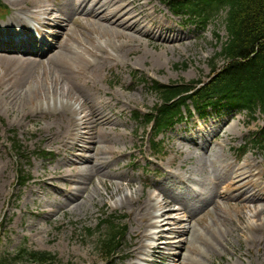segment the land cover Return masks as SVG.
<instances>
[{"label": "rangeland", "instance_id": "1", "mask_svg": "<svg viewBox=\"0 0 264 264\" xmlns=\"http://www.w3.org/2000/svg\"><path fill=\"white\" fill-rule=\"evenodd\" d=\"M0 1L3 5H10L7 0ZM216 31L218 32L219 36L223 37L224 40V32H221V29ZM184 32L188 33L192 37L194 36L192 29L185 30ZM205 39H201V42L198 43V40L195 41V39L190 38L187 40L188 45H182L179 49H170L169 51H161L158 49L156 51H151L149 52L150 56L148 55L145 60L139 59L140 57H145V55L140 54L142 51H132L131 54L136 56L135 59L137 58V60L141 63V67L144 69V71L150 74L151 79L155 80L156 82L169 84L175 81H193L201 77L204 78L208 75L209 70L207 66V60L212 57L219 48L217 46V49H214L216 44L214 39L206 38V36ZM198 44L201 45V48H195V45ZM122 59H126V57H122ZM151 66L153 67L152 70L150 68ZM61 86L62 85L60 84L58 87L60 88ZM57 91L62 94V97L65 96V100L69 98L71 99L72 93L67 91L66 88L57 89ZM61 100L63 101L64 98ZM140 100H142L143 103L139 102L135 104V106L139 109H144V104L147 107L155 104L156 97L153 94H147L141 96ZM78 104L79 100H76V105L78 106ZM2 105L3 100L0 98V107ZM0 115H2L1 112ZM232 116L233 114L225 115L226 118H231ZM132 125L134 124L132 123ZM185 127H189V125H186ZM179 130H181V128H176L172 134L160 136L156 139L163 141V146L167 151V155L162 160V162L164 165H167L168 163L175 165L180 156L184 155L185 159L189 161L188 169L193 168L194 179H196L197 183H199L196 188L201 189V192L206 194L205 196L210 197V194L213 192L212 183L223 181L224 179L223 175L220 173L222 166L217 162L220 159V153L219 156L211 152L206 155H202L201 153L202 156L199 155L198 157H193V155H191L192 152L188 151L190 148L186 146L183 147V144L180 143L179 145L182 148L180 149V152L177 153L173 136ZM233 132V136H236L237 131L235 132V130H233ZM27 133L28 131H20V128L17 129V127H10L6 131L0 128V141L3 142L0 144L2 148V150H0V154L2 159L6 157L9 161L10 165L8 167V173L9 179H11L5 189L7 194L1 199L2 206L0 207V216H3V220L9 222V226L4 232H2L0 252L4 254H13L22 244L26 242L27 245L33 250L45 251L53 254L58 260L61 261L62 264H66L67 262H72V264H101V262L95 260L92 252V246L96 245L99 235L96 234L91 238L85 237V234L87 232L96 233L99 230L97 228V216L99 211L105 208L102 207L105 206V204L110 205V203H113L119 197V195L114 198H110L105 193V191L100 190L103 202L100 201L98 203V201H96V204L93 206L90 203H87L84 209L77 210L74 213H59V216L57 217L58 220L51 223H49V221L47 222V217H42L39 222L40 226L34 230V233L30 232L28 228L24 226L25 217L27 215L25 214L24 218L23 216L19 217V210H16L12 207L10 209L8 207V199L10 202L13 199L11 195L13 192L15 178L14 170L16 165L9 143L13 141L14 137H16L23 146L28 148V151L39 148L38 144H28V142L31 140L27 136ZM247 134L248 132H242V137L239 138L233 145H238L240 143L242 144V141L247 136ZM178 136L184 137V135L181 133H179ZM141 142H143V140H141V137L138 136L136 140L137 146L145 144V147L142 150L145 157H149L150 152L146 147L147 144H141ZM215 149L220 151L219 147H215ZM134 154L136 155V160L134 161L139 162V168L145 167V165L148 166V170L155 168V166L148 164V162L151 161L142 159V156L137 154V152H134ZM224 155L229 161H233L232 156L235 157L236 154L234 151H225ZM189 156L191 157L189 158ZM125 160L126 162L129 160L127 155L125 156ZM239 161H241V159ZM119 164L123 163L121 162ZM27 172L33 178L32 161L31 167L27 168ZM127 172L130 175H133L131 169H128ZM137 174H141L140 169L135 171L134 176H137ZM162 179L163 177L160 174H154L151 181H160ZM96 181L97 177L93 178L91 185L88 184L89 181H85L86 185H88V189L93 187ZM135 185H138V182L135 183ZM111 189L113 190V187ZM125 191L127 190L125 189ZM5 210H7V212ZM208 212L209 214L204 217V221L211 226V228L216 233V236H218L222 243L221 251L219 253H223L225 260L232 259V261L235 262V258L230 254V252L235 254L241 253V251H245L246 244L241 236H236L233 233L232 227L233 225L238 224V221H240L245 228V224L248 222V216L243 214L242 211L237 212L235 207L230 208V203L226 201L223 202L216 210H213V204L210 203L208 205ZM220 212L223 216L217 222L214 215ZM40 229L43 230L40 231ZM209 238H211V236ZM127 241H130L129 236L127 237ZM193 242L195 245H198L196 238L193 239ZM250 251H252L250 252V255L253 256L252 259L254 263H258L259 258H261L260 260L264 259L263 252L259 248L254 250L250 249ZM214 256L210 257L205 264H209ZM236 257L239 258L237 264H240V259L242 256L236 255ZM216 258H218V256H216Z\"/></svg>", "mask_w": 264, "mask_h": 264}, {"label": "bare ground", "instance_id": "2", "mask_svg": "<svg viewBox=\"0 0 264 264\" xmlns=\"http://www.w3.org/2000/svg\"><path fill=\"white\" fill-rule=\"evenodd\" d=\"M14 4H22L23 0H11ZM135 0H65V2L60 6L58 10H56L53 6H46L43 3L39 2V7L41 11H43L49 19H51L54 15L57 16L58 19L64 21V19H67V15L71 16L72 11H76L77 9H80L82 7H87L90 10V14L94 15V18H91L93 22H96L97 18H101L106 23L112 22V16H119L123 25H117L115 23H111V30L109 28L104 27L103 31L106 32L105 35H111L112 38L118 39L122 37L124 39L125 44H128L130 42L134 41V44L142 43L140 40L142 38H151L150 34L156 33L163 35L165 37L162 39V45L165 43H174L175 41L172 40V38L176 37V31L173 26H166L164 24L156 23L154 19L152 18V15L145 11V14H143L145 7L148 5H141V11L135 12L134 9H131L130 6ZM71 6V9L69 8ZM77 15V14H75ZM75 17V16H74ZM20 16H15L9 20V23H15L19 21ZM63 23V22H62ZM127 32V33H126ZM166 38L168 40H166ZM152 40H155V37L152 38ZM176 42H180L177 40ZM0 61L3 62V65H0V71L4 68V66H7L10 64L11 67L16 66H24L26 64L25 59L22 58H13V59H5L0 58ZM34 63V62H33ZM12 70V68L10 69ZM11 91H15L14 88L10 89ZM26 93H28L26 91ZM0 98L4 101V108L3 110L7 112V109L10 106L9 101L7 100V96L5 94L0 93ZM88 101L87 96H83V102L81 106H84L85 103ZM72 114H79L82 109L74 110L71 108V106L67 105ZM38 107V106H37ZM108 108V105H107ZM106 108V109H107ZM103 108H98L96 110H93L90 112L89 116H96L100 119H105L107 117V110ZM85 119L88 121L87 116ZM109 122H113L110 119H107ZM111 127V126H110ZM232 130L227 128V124L222 126L219 129V134H223L225 138H228L231 134ZM110 134H106L104 138V142H102L103 146L101 149V153L99 155L98 161L94 164L92 167L90 174H94L96 176H103L105 177V173L108 169L111 168L110 164L108 163V158H116L115 155H120L119 146L117 143H115L112 139V137L108 138ZM198 140H201L202 137L198 136L196 137ZM208 141L201 140L202 144H206ZM124 139L122 142V145H124ZM194 146L198 147L197 144ZM83 147H79L78 152L83 153ZM81 163H85L88 161L87 158L81 157ZM69 165V163H67ZM3 168L0 167V171ZM83 169V166L81 167L80 171L73 173V175L68 174V172H63L58 175H54L55 180H51L48 178H45L43 180V190L45 191H54L59 190L60 192H66V195L64 197L65 200H61L64 202V204L72 205L74 204L71 211L81 209L83 208L84 204L91 203L95 204L96 202V196L99 197V191L96 190L93 192V194H87L86 189H81L82 184L77 183L74 178L78 174L81 173ZM233 179L232 182H229L227 192L224 194L225 196H228V198L234 199L238 202L237 209H244L245 204L244 201L241 200L240 197L234 195V192H240L246 185L251 184V173L248 170H245L244 168H236L231 169ZM3 174V173H2ZM40 177V176H39ZM118 180H120V175H116ZM68 186V188H64L65 186ZM104 187V184H101ZM224 185V184H223ZM75 186V187H74ZM121 189V184L116 183L115 184V190L119 191ZM167 189L162 187V193L166 195V198L164 200H160L155 195H150V197H146L145 200H142L141 195H138L135 193L136 197L134 195H122L120 204L121 206L132 205V203L136 206L134 208L135 215L133 216V220L136 222H140L144 224L145 228L152 229L151 231L146 232L144 235L145 238V244L142 246V251H147L151 249V242L155 241L157 238L160 240L166 241V244H168L169 247H173L175 244L183 243L187 245V249L185 252L190 251L191 256L188 257L187 254H183L181 256V260L177 262V264H190V258L194 257L192 250L190 249V239L185 238L181 239L183 237H187L192 233V228L188 226V223H186L190 218L189 212H187L183 207V202L174 200L171 196H169ZM4 194V187L3 184L0 182V195L3 197ZM241 196V194H240ZM215 198L217 196L215 195ZM171 200L177 205H179V208L177 209H171L168 211V213L162 211L164 206L169 207L170 204L168 201ZM247 204H254V200L246 201ZM49 208V207H48ZM248 211V222L245 224L246 230L249 232H256L258 230L264 231V219H259V210L257 208H246ZM263 209L261 208V211ZM175 216H174V215ZM172 215V216H169ZM144 219V220H143ZM162 219V220H161ZM175 223L179 226V231L176 236L173 238L175 241H170V239L165 235L166 233L172 234V232L168 229L171 224ZM185 222V224L183 223ZM246 230L243 226V224L238 221V224L233 225L232 231L235 235L241 236L244 238V240L248 243H257L258 240L255 238V236L247 235ZM264 240L263 238H260V241ZM204 242V241H203ZM203 256L204 253L201 251V264H203ZM140 261H137V263L134 264H141ZM175 263V262H174ZM172 264V262H170Z\"/></svg>", "mask_w": 264, "mask_h": 264}, {"label": "trees", "instance_id": "3", "mask_svg": "<svg viewBox=\"0 0 264 264\" xmlns=\"http://www.w3.org/2000/svg\"><path fill=\"white\" fill-rule=\"evenodd\" d=\"M210 3L208 0H203ZM228 8V29L233 36L229 64L215 77L207 94L227 93L234 99L252 106L255 99L264 96V0H219ZM168 92L164 101L178 95ZM164 106H167L164 103ZM165 115L166 108L161 112ZM40 264H49L41 256Z\"/></svg>", "mask_w": 264, "mask_h": 264}]
</instances>
